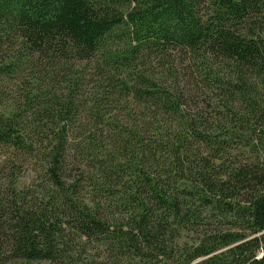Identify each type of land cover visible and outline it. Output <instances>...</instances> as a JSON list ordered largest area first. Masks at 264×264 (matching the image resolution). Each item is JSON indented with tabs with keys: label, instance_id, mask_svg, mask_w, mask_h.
I'll return each mask as SVG.
<instances>
[{
	"label": "trees",
	"instance_id": "1",
	"mask_svg": "<svg viewBox=\"0 0 264 264\" xmlns=\"http://www.w3.org/2000/svg\"><path fill=\"white\" fill-rule=\"evenodd\" d=\"M0 148V264H264V0H0Z\"/></svg>",
	"mask_w": 264,
	"mask_h": 264
},
{
	"label": "rangeland",
	"instance_id": "2",
	"mask_svg": "<svg viewBox=\"0 0 264 264\" xmlns=\"http://www.w3.org/2000/svg\"><path fill=\"white\" fill-rule=\"evenodd\" d=\"M6 154H7L6 150L0 148V175L1 176H5L8 173L7 167H9V166H6V163H4L6 158L9 157V155H6ZM8 170H10V169H8ZM24 173H25V171L24 172L22 171L23 176H21L19 178L18 182H20L21 184L29 185V183L32 182L33 176L31 174V172H27L26 174H24ZM33 264H46V263H33Z\"/></svg>",
	"mask_w": 264,
	"mask_h": 264
}]
</instances>
